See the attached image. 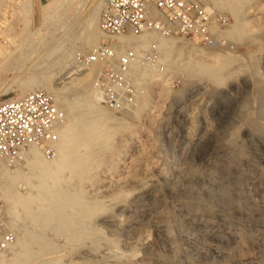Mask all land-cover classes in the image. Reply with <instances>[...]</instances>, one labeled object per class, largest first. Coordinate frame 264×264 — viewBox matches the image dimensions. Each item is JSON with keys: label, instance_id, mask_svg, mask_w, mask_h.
I'll list each match as a JSON object with an SVG mask.
<instances>
[{"label": "rangeland", "instance_id": "1", "mask_svg": "<svg viewBox=\"0 0 264 264\" xmlns=\"http://www.w3.org/2000/svg\"><path fill=\"white\" fill-rule=\"evenodd\" d=\"M74 1L75 4L72 3L71 6H81V12L79 10L74 18L69 19L59 29L58 33L56 32V37L60 34L58 37L60 48L53 51L52 48H49L51 51L49 62L55 61L57 59L55 55L57 56L67 49L71 51L74 64L80 68L87 63L78 62L79 55L87 53L89 49L81 47L78 37L67 38L66 34L76 23H82L90 6L89 3L92 1ZM60 3H65V0H0V28L3 30L5 25L13 24L19 20L14 30L16 31L23 25L22 21L30 16L35 19L37 17L38 20L46 18L49 15L45 11L47 9L49 13L57 14L66 8L61 6L57 11L56 7ZM22 5L26 6L24 13L14 10V8H19ZM42 6H45V9ZM246 6L242 10L243 13L242 11L240 13L242 23L238 26L236 24L233 35L228 38L223 35H216V44L204 45L173 36L175 43L183 42L187 46L195 44L204 48H213L212 46L220 48L226 55L230 56L227 59L228 63L215 75L200 72L195 77L190 78L191 80L185 77L183 71L176 69L173 63L170 68H167L164 63H156L155 66L158 68L160 76H163L162 81L160 80L159 84L152 86L149 105L138 117L134 118L135 120L129 118L128 123H126V125L130 123L133 126L137 125L135 132L131 135L122 133L121 136L122 140H127L129 144L132 143L128 146L129 151L127 150V154L120 161L119 166L106 167L107 170L100 173V180L96 184L99 188L108 185L107 181L111 175L119 178L118 181L120 182L115 185L113 183L109 189L116 186L114 190L112 188V192L109 191L103 195L108 212L98 216L96 214L94 224H97L96 226L100 227L101 232L105 233L106 236L104 237L109 238L111 236L112 242H114L113 239L115 240L113 245L115 244V249L119 250V253H125L130 248L132 249L134 247L132 240L141 234L147 233L150 237H156L158 224L160 229L167 232L171 240V246L162 240H157L151 247L139 249L138 258L140 260L137 262L128 263L123 259H121L122 261L115 259V264H264V194L263 191L261 192L262 185H264V0H251ZM226 12L225 9L218 12L220 20L217 26L226 28L232 22V18ZM77 17L79 18L78 21L73 23ZM71 22L73 24L70 26ZM66 26L69 27L66 28ZM80 27L78 36L85 32V27ZM102 39L99 44L114 43L115 38L107 35ZM86 49L87 51H84ZM103 65L97 66V71L91 76L95 90L97 89L94 86V77L103 68ZM160 68L163 70L162 72ZM22 69L18 72H8L5 75L6 78L0 81V99L14 95L12 87L20 78L14 79L15 81H12V78L18 76L19 72L20 74L23 73ZM86 71L89 69H82V72ZM39 72L40 70H29L24 74L47 76L51 84L60 88L63 93L62 96L67 99L74 98L81 90L79 84L70 81L71 77L76 74L70 76L66 74L65 67H61L58 61L55 65H48ZM163 79L165 80L163 81ZM162 84L166 87L165 93L163 95L155 94L156 87L159 88ZM4 88L8 89L5 91ZM143 89L144 86L139 88V91L142 92ZM193 90H197L198 94L190 97ZM135 100H137L136 96ZM195 103L198 104L195 105ZM114 111H119V114L130 112L129 108ZM188 114H193V118L189 119ZM245 116H250L258 126H254V122H243ZM137 119L142 120L139 122ZM204 133H207V136ZM206 142L208 145L205 144ZM132 149L136 151L135 154ZM140 152L141 154H139ZM160 154L161 156H159ZM140 157L142 159H136ZM227 158L233 159L237 165L230 164L229 171H224L219 164ZM134 159L137 163L133 161ZM188 160L194 165L195 173L190 175L189 187L184 189L185 186L180 188L181 185L172 181H177L178 175L183 173V167ZM217 163L219 166H216ZM18 167L22 171H27L23 160L15 167H10L12 170L9 171L14 173ZM234 176L236 177L233 178ZM261 178L263 180H260ZM144 182L147 183L143 186ZM22 183L23 181H18L16 186ZM166 183L171 184L173 189L171 192L165 190ZM22 186L24 187L25 184ZM238 187L240 188L238 189ZM85 188L86 192L84 191L83 194L87 195V186ZM136 188L139 192L144 193L139 195L141 200L149 203L154 202L158 208L156 214L143 215L140 208L120 211L115 208L116 205H114L113 200H109L111 193L114 194L117 190L116 193L120 196L118 200H123L121 197L128 196L124 197L127 201L131 199L133 192L138 191L135 190ZM20 190L24 191L25 189ZM123 190H128L127 192L130 194L127 195ZM228 198L232 200H228ZM0 203L4 218V201L1 198ZM110 211L117 213V216L112 219L117 223L116 231L110 230L107 226L110 222L107 218ZM4 225L8 227L5 222ZM40 229V233L44 231V228L43 231L42 228ZM50 230L46 228L41 235L45 237L52 235ZM13 231L15 234L17 233V229ZM62 234L55 235L54 241L65 242L67 237L64 233ZM68 249L66 250L67 254L71 248ZM80 250L84 251L85 249ZM69 254H72V250ZM67 257L69 258V256ZM103 263L111 264V261L107 260Z\"/></svg>", "mask_w": 264, "mask_h": 264}, {"label": "bare ground", "instance_id": "2", "mask_svg": "<svg viewBox=\"0 0 264 264\" xmlns=\"http://www.w3.org/2000/svg\"><path fill=\"white\" fill-rule=\"evenodd\" d=\"M91 1L92 3H89L90 6L86 11L82 23H76L78 21L77 19H79L77 17L75 21L73 20V23H76V25L72 26L66 34L67 38L78 37L81 47H87L88 49L98 45L99 42L103 40L102 37L107 36V33L103 30L101 25V5L103 0ZM250 1L251 0H208L209 10L222 11V9H225L232 18V22L226 28L213 24L212 28L215 30L216 35H223L226 38L232 36L235 32L236 24L238 26V24L242 23V19L240 18L241 11ZM23 3L26 2L23 1ZM72 3L75 4V1L65 0V3L58 4L56 7L57 11L61 6H65L66 8L57 14L49 13L48 9L45 10L49 15L40 20H38L37 17L35 19L33 16H30L22 21L23 25L16 31L14 30L19 21L18 19V21L13 24L5 25L3 30L0 28V81L6 78L5 75L8 72H18V70L23 68V73L20 74L19 72L18 76L12 78V81L20 78L12 87V91L14 92L12 97L22 96L35 88L43 89L53 97L55 104L65 114V122L58 131V140L54 144L55 153L52 158L47 159L36 146L30 145L23 153V163L27 171L24 170V172L18 167L16 170H14L15 168L13 169L14 173H11L12 171L10 172L9 170L12 169L7 167V165L0 160V198L4 201V222L11 230L17 229L13 242L0 252V264H102L104 261L107 262V260L111 261L112 264L116 261L115 259H123L128 263H134L140 260L138 258L139 249L151 247L157 240H162L166 242L168 246H171V240L167 232L160 229L158 224V226L156 225V237H150L147 233L141 234V236L132 240V245L134 244L132 249H128L129 251L125 253H119V250L115 249V244L113 245L115 240L113 239L114 242H112L111 236H109V238L104 237L106 236L105 233H102L100 227L94 224V221H96L94 220V216H96V214L98 216L101 213L108 212L103 195L111 191L112 188L114 190L116 186L111 189L109 188L111 185L113 186V183L115 185L120 181H118L119 178L117 179L115 176L116 179H114L115 177L111 175L108 181L106 180L108 185H103L102 188H99L96 184L100 180V173L107 170L106 167L118 165L126 156L128 146L132 143L129 144L127 140H122V133L131 135L135 132V127L137 126H133L131 123L126 125V123H128L129 118L134 119L138 117L145 107L149 105L152 86H156L157 83L159 84L160 80L162 81L163 76H160L159 70L155 66L157 64L146 65L140 59L147 51L152 40H154L158 46L156 63H164L167 68H170L173 63L176 69L183 71L185 77L189 78L188 80H191L190 78L195 77V75L200 72L207 75H215L226 63H228L227 59L230 58L223 50L215 46H212L213 48H204L195 44L187 46L183 42L175 43L174 37H163L150 31L143 32L139 35L123 34L114 37L115 55L126 47L134 49L136 55V60L130 67L127 79L135 87V96L137 100H135V103L132 105L124 106L123 109L129 108L130 112L128 114L126 113L127 115L119 114L118 110V112H115L102 104V99L98 95V91L93 88V82H91V76L97 71V66L103 64L102 62L91 63V65L87 63V65L79 68L72 60L71 51L66 48V51H62L57 56L55 55L57 58L55 61L49 62L51 53L49 48H52V51L60 48V41L58 39L60 34H57L58 37H56V32L58 33L59 29L69 19L72 17L74 18L81 8V6L77 7V5H73L72 7ZM42 7L45 9V6ZM14 10L24 13V11H26V6L22 5L19 8H14ZM14 10L13 12H15ZM14 20L15 18L13 22ZM73 23L71 22L70 26ZM80 26L85 27V32L78 36V34H80ZM68 27L66 26V28ZM62 32L64 31L62 30ZM62 32L61 35L63 34ZM84 51H87V49ZM114 59L115 56L112 58V62ZM57 61L61 67H65L66 74L69 76L76 74L71 77L70 81L74 84H79L81 90L79 94L72 99L64 98L60 88L53 86L47 76L24 74L29 70H40L41 72V70L48 65H55ZM82 69H89V71L82 72ZM162 71L163 70H161V72ZM164 80L165 79H163V81ZM148 84L149 86H146ZM143 86L144 89L140 92L139 88H143ZM163 86L164 84L159 88L156 87L155 94L163 95L166 91V87ZM4 89L6 91L8 88ZM197 94L198 91L193 90L190 97ZM196 104L198 103H195V105ZM192 115L188 114L189 119L193 118ZM139 120L141 121L142 119ZM242 121H246L247 123L254 122L253 125H257L256 121L252 120L250 116H245ZM204 134L206 135L207 133ZM206 136H204V138ZM211 136L213 135L211 134ZM142 143H144V141H142ZM205 144H207V142ZM141 152L139 154H141ZM135 153L136 151L134 154ZM159 156H161V154ZM133 157H135V155ZM136 159L139 160L142 159V157ZM180 162H182L181 159ZM188 162L185 167H183V173L178 175L177 181H172L173 183L176 182L181 185L180 188L185 186L183 187L184 189L189 187L191 180L190 175L195 173L194 165ZM230 164L237 165L236 162H233V159L229 158L219 165H221V169L226 171L231 167ZM219 165L217 163L216 166ZM235 177L236 176L233 178ZM260 180H263V178ZM18 181H23L22 184H25V186L23 187L22 184L16 186ZM145 183L147 182H144L143 186ZM166 185L167 187L165 190L171 192L173 190L171 184L166 183ZM86 186L88 191L87 195L83 194L84 191L86 192ZM19 187L25 190L22 191ZM239 188L240 187H238V189ZM132 189L134 190V188ZM160 189L163 190V188ZM135 190L138 189L136 188ZM179 190L182 191L181 189ZM127 191L128 190L124 192L128 195L129 192ZM262 191L264 194V185H262L261 192ZM116 192L118 191L116 190ZM114 194L111 193L109 200H113L114 205H116L115 208L120 211L140 208L142 211L141 214L143 215L148 216L157 213L156 209L158 208L154 205V202L149 203L140 199L139 195L144 193L139 192V190L133 192V196L127 201H125V198L128 196H124L125 198L121 197L123 200L119 201L118 197L120 196H118L117 193ZM231 198H228V200H232ZM158 200L160 201V199ZM110 209L113 210V208ZM114 216H117V213L110 211L107 217L108 220H110L107 226L112 231H116L117 227V223L112 221ZM40 228H42V231L43 228L44 231L46 228L51 229L52 235L48 237L41 235L44 231L40 233ZM58 233H64L67 240H65V242L63 241V243L55 242L54 237L55 235L58 236ZM67 248H71L70 252L72 250V254H69V251L67 254ZM80 249L85 250L81 251ZM67 256H69V258Z\"/></svg>", "mask_w": 264, "mask_h": 264}, {"label": "built area", "instance_id": "3", "mask_svg": "<svg viewBox=\"0 0 264 264\" xmlns=\"http://www.w3.org/2000/svg\"><path fill=\"white\" fill-rule=\"evenodd\" d=\"M208 8V0H103L101 25L110 37L150 31L163 37L176 36L212 45L216 40L212 26L217 25L220 16L219 11ZM157 53V43L152 40L140 59L146 65H155ZM135 60L134 49L126 47L115 55L114 43L105 42L79 55L78 62L104 64L94 77V86L108 109L122 110L135 100V87L127 79ZM64 122V112L43 89L0 99V160L9 168L15 167L30 145L47 158L54 156V144ZM3 219L0 203V252L15 237Z\"/></svg>", "mask_w": 264, "mask_h": 264}]
</instances>
